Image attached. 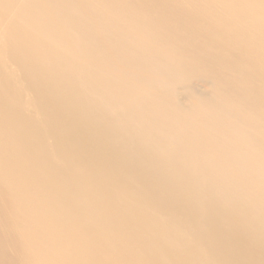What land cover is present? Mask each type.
I'll use <instances>...</instances> for the list:
<instances>
[{"label": "bare ground", "instance_id": "1", "mask_svg": "<svg viewBox=\"0 0 264 264\" xmlns=\"http://www.w3.org/2000/svg\"><path fill=\"white\" fill-rule=\"evenodd\" d=\"M0 264H264V0H0Z\"/></svg>", "mask_w": 264, "mask_h": 264}]
</instances>
